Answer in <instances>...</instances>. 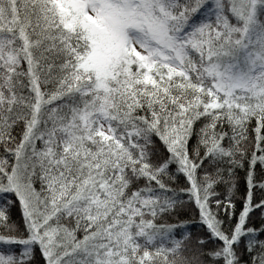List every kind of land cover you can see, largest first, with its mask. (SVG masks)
<instances>
[{"label": "snow or ice", "instance_id": "snow-or-ice-1", "mask_svg": "<svg viewBox=\"0 0 264 264\" xmlns=\"http://www.w3.org/2000/svg\"><path fill=\"white\" fill-rule=\"evenodd\" d=\"M0 264H264V0H0Z\"/></svg>", "mask_w": 264, "mask_h": 264}]
</instances>
